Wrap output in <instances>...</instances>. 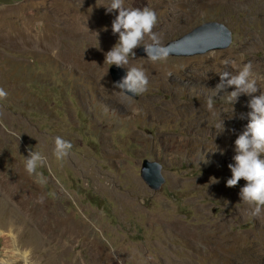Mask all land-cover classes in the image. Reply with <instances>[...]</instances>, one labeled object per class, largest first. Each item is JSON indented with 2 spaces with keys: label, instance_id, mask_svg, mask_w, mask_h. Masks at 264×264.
Here are the masks:
<instances>
[{
  "label": "rangeland",
  "instance_id": "rangeland-1",
  "mask_svg": "<svg viewBox=\"0 0 264 264\" xmlns=\"http://www.w3.org/2000/svg\"><path fill=\"white\" fill-rule=\"evenodd\" d=\"M57 4L65 0H0V89L7 93L0 97V264H264V212L249 214L239 196L243 179L226 186L250 98L231 105L234 88L215 90L220 73L235 75L247 63L264 74V0L151 8L162 45L208 21L225 23L233 41L163 62L130 57L125 67L142 68L149 80L137 97L114 87L105 62L118 35H43ZM57 136L73 145L63 159L54 154ZM29 147L46 158L33 173L25 169ZM146 159L163 165L159 190L142 176ZM22 185L46 213L31 215ZM66 228L94 246L65 249Z\"/></svg>",
  "mask_w": 264,
  "mask_h": 264
},
{
  "label": "clouds",
  "instance_id": "clouds-1",
  "mask_svg": "<svg viewBox=\"0 0 264 264\" xmlns=\"http://www.w3.org/2000/svg\"><path fill=\"white\" fill-rule=\"evenodd\" d=\"M126 0H110L106 6L107 12L118 10L119 14L112 22L113 34H118V41L106 53L105 62L119 68H126L130 57L135 58L136 48L143 46L148 59L153 62L167 61L172 49L161 43L160 37L153 32L158 23L155 10L145 7L130 8L125 6ZM145 37L151 43H144ZM228 66L231 62L223 61ZM126 74L114 84L126 97H136L146 91L149 84L145 71L140 67L126 68ZM264 74L253 70V65L247 63L235 75L230 72L220 73V82L216 85L217 94L229 88H234L227 94V102L234 105L241 95L249 97L246 117L241 114V119H247L244 130L235 140L234 164H230L232 176L226 182L227 187H235L243 179L246 183L240 188L239 196L242 202L251 207L249 214L259 217L264 212ZM257 93H259L257 95ZM7 93L0 89V97ZM215 98L207 100L209 111L214 109ZM218 134L225 131L223 119L213 126ZM73 145L61 136L55 138V156L57 159L66 157ZM45 157L41 152L28 148L25 157V169L33 173L38 166L43 165ZM205 163L207 161L205 160Z\"/></svg>",
  "mask_w": 264,
  "mask_h": 264
},
{
  "label": "bare ground",
  "instance_id": "bare-ground-1",
  "mask_svg": "<svg viewBox=\"0 0 264 264\" xmlns=\"http://www.w3.org/2000/svg\"><path fill=\"white\" fill-rule=\"evenodd\" d=\"M175 1H177V0H131L130 5H126V4L125 5H126V7L128 6L130 8L143 9L145 7H148V8L150 7L153 9L155 8L157 10L166 8V10H167V9H169V6L173 5V3ZM192 1L193 2L197 1L199 3V5H208V4H211V3L213 4L214 2H216V0H192ZM109 2L110 1H107V0L103 3L93 2V0H65V6H60L58 4H57L58 5L57 7L54 6L55 7L54 13H51L52 15L49 16L48 19H46L47 21L43 22V24L41 25V27L43 29L42 32L44 33L43 35L46 34V31L57 32L58 30H65V33L68 36H71L72 38H75L76 40L85 39V40H91L92 41V40H96V39H110L113 36L118 35V34L114 35L112 32V22L116 18V16L119 14V11L114 10L112 13H108L106 6H104V5H107ZM178 3H176V4H178ZM172 8H174V7H172ZM182 11H184V10H182ZM218 56H219V54L214 53L213 57L216 58ZM24 186L25 185L21 186L22 189L24 188L23 194H22L23 198L25 200H31L32 199L31 194H33V193H30L27 189L25 190ZM11 187L16 188L17 184L11 183ZM25 207H26V205L24 203H22L21 209L23 210V213H25V211L27 209V208L25 209ZM46 210L47 209L41 200L40 201L39 200H33L32 214H31L33 217H36L37 215H41V213H43V212L46 213ZM39 217L41 218L42 216H38V218ZM46 224H48V223H46ZM213 231H215V230H213ZM191 233H192V230H191ZM197 233H198V231H197ZM222 233H224V232H222ZM192 234L195 235L194 233H192ZM209 235L210 234H208V236ZM213 238L214 237L209 236L206 238V240L211 241V240L215 239V238L214 239ZM220 238H222V237H220ZM91 242L93 243V240H89V239L87 240V238L82 237L81 235H78L77 231L69 230L67 228L65 229V249H69L72 246L74 248L81 247V249L83 250V249H86L87 247H93L94 244H92ZM92 262H93V264H101L98 260H95V262L94 261H92Z\"/></svg>",
  "mask_w": 264,
  "mask_h": 264
},
{
  "label": "water",
  "instance_id": "water-1",
  "mask_svg": "<svg viewBox=\"0 0 264 264\" xmlns=\"http://www.w3.org/2000/svg\"><path fill=\"white\" fill-rule=\"evenodd\" d=\"M232 41L233 33L225 23L208 21L164 46L172 49L170 53L172 56H191L211 50L228 48ZM134 51L138 55L146 56L143 46L136 48ZM126 71L125 68H119L115 65L110 66V73L114 82L119 81L126 74ZM142 176L153 190L161 189L166 181L163 174V165L156 160L146 159L143 162Z\"/></svg>",
  "mask_w": 264,
  "mask_h": 264
}]
</instances>
